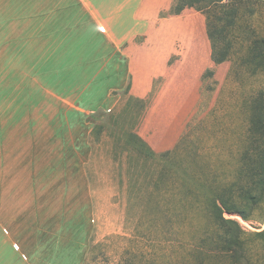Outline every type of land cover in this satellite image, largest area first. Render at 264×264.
I'll return each instance as SVG.
<instances>
[{"label": "rangeland", "instance_id": "374dc122", "mask_svg": "<svg viewBox=\"0 0 264 264\" xmlns=\"http://www.w3.org/2000/svg\"><path fill=\"white\" fill-rule=\"evenodd\" d=\"M29 2L0 0V245L9 242L0 263L264 264V246L252 236L264 229V201L246 209L248 220L223 211L245 232L229 252L206 214L181 213L174 221L160 214V198L148 192L150 162L124 151L127 131L145 141L139 134L145 101L141 115L140 103L124 90L101 114L66 115L72 106L43 83L29 65L34 52L24 50ZM223 2L229 6L209 12L216 26L212 39L205 13L186 7L179 14L162 11L165 32H154L147 44L169 54L165 73L154 80L158 90L187 91L181 99L153 101L155 109H192L176 143L157 153L184 138L183 155H193L197 164L181 173L233 183L240 159L251 164L254 152L264 150V117L258 114L264 112V0ZM222 54L223 61L213 62ZM154 126L142 131L151 136ZM232 189L233 196L243 190ZM14 208L22 220L3 223ZM12 228L23 238L9 237Z\"/></svg>", "mask_w": 264, "mask_h": 264}, {"label": "crops", "instance_id": "0c3cea01", "mask_svg": "<svg viewBox=\"0 0 264 264\" xmlns=\"http://www.w3.org/2000/svg\"><path fill=\"white\" fill-rule=\"evenodd\" d=\"M173 2L33 0L25 7L26 21L31 24L25 33L24 50L34 52L35 61L29 65L59 94L60 101L72 106L66 115L78 119L113 108L127 88V98H140L146 103L139 134L154 151L169 149L185 131V115L192 109L186 112L184 104L181 108L178 105L179 109L153 106V101L176 96L181 99L187 91L184 86L177 93L158 90L154 80L165 73L169 54L160 45L147 44V38L154 32H165L161 12ZM139 37L143 39L139 41ZM149 123L156 125L152 137L142 131ZM16 209L9 210L7 218L2 217L3 223L15 225L22 220L21 211ZM17 229L12 228L11 234L7 230L15 241L23 238ZM0 252H9V242L0 245Z\"/></svg>", "mask_w": 264, "mask_h": 264}, {"label": "trees", "instance_id": "16d2710c", "mask_svg": "<svg viewBox=\"0 0 264 264\" xmlns=\"http://www.w3.org/2000/svg\"><path fill=\"white\" fill-rule=\"evenodd\" d=\"M228 6L229 3L223 2V0H175L169 8L168 14H179L186 7L203 11L206 18L207 35L209 39H212L216 26H214V22L209 20V12L212 8L223 10V8ZM214 44L212 45L213 50L215 49ZM224 59L225 54L220 57L212 56V60L215 63H220ZM128 99H133L140 103L142 115V110L145 107L144 100L131 96ZM92 114H101V111L97 110ZM138 114H140V111ZM256 114L252 112V117L254 118ZM258 114H260V117H264V112L260 111ZM92 117L94 116L92 115ZM110 117L112 116L109 114L108 118ZM91 119L93 120V118ZM94 125L96 127L99 124L96 123ZM249 131L247 129L246 132L248 133ZM124 136L126 142L130 145L124 151L135 152L140 156H144L146 161L150 162L151 178L147 182L149 185L148 192L155 193L160 198L158 203L161 208H158V210L161 215L163 214L166 218L169 216L173 218L171 221H174L180 217L181 213L186 215L188 212L204 213L209 217L215 228L221 230L217 239L221 243L226 244L224 246L225 252H229V250H233L236 246L243 243L242 236L245 232L239 228L238 222L231 218H225L222 213L223 211L234 212L239 214L242 219L248 220L249 216L246 209H253L256 207L255 205L264 201V150H262L263 152L261 150L254 152L256 159L251 164L240 159L236 170V181L233 183L228 180L219 181L217 177L213 181L212 179L208 181H199L197 179L195 181V175L193 178V176L189 177L188 173H181L188 164H197V158L192 159L193 155H183L184 144L186 143L184 138L172 150L157 153L135 132L127 131ZM120 149L119 153L123 152ZM194 155L199 157L196 153ZM187 157L191 158L190 163L184 162ZM133 183H138V181ZM235 185H238L240 190L243 189L242 193L237 196L230 194L231 190H233L232 188H236ZM136 201L141 204V198L138 196ZM141 210L143 211V209ZM252 236L264 246V229L252 232Z\"/></svg>", "mask_w": 264, "mask_h": 264}]
</instances>
